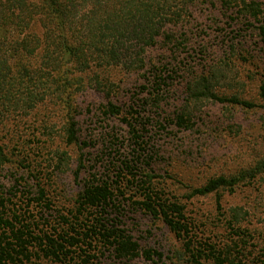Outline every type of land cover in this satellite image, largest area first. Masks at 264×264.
Wrapping results in <instances>:
<instances>
[{"label":"trees","instance_id":"16d2710c","mask_svg":"<svg viewBox=\"0 0 264 264\" xmlns=\"http://www.w3.org/2000/svg\"><path fill=\"white\" fill-rule=\"evenodd\" d=\"M204 1L0 0V127L22 120L40 107H61L68 114L63 137L67 145L76 144L80 128L75 97L92 88L108 100L103 115L120 118L127 128L124 139L113 129L110 145L90 167L81 154L73 170L69 153L55 150L51 173L46 175L33 174L35 161L21 158L17 144L13 153L8 143L0 141V264H94L96 254L105 251L119 262L140 256L162 258L157 250L142 248L127 229L124 220L130 210H141L162 221L183 240L185 252L195 264L203 258L213 264L241 262L231 252L238 248V239L244 242L247 236L245 223L251 211L243 206L230 209L227 226L237 236L233 249L198 241L194 236L198 227L187 216L186 205L181 198L169 196L164 184L157 181L153 164L158 152L152 145L156 132L155 127H147L169 93L180 88H185L186 97L170 119L179 130L193 129L196 113L212 102L247 109L258 106L240 94H218L217 87L227 78L224 61L201 74L180 65L169 68L152 63L149 67V51L163 38L168 43L177 41L169 31L190 18L193 7ZM219 3L261 22L258 29L264 37L263 1ZM116 69L126 73L145 70L142 99H130L126 109L110 99L118 86L109 72ZM179 77L184 87L176 80ZM259 90L264 98V79ZM143 109H149L152 119L150 115L145 119L140 112ZM156 124L165 128L162 122ZM94 142L89 136L81 142V149ZM13 166L17 171L11 170ZM21 170L30 171L31 178L20 175ZM68 171L76 181L82 180L83 186L73 207L63 213L54 209L46 181L55 173ZM81 172H87L84 179ZM254 183H260L264 192V159L235 175L216 176L190 187L185 197L214 195L221 211L223 191L233 194ZM21 199L24 205L17 203ZM252 264H264V253Z\"/></svg>","mask_w":264,"mask_h":264},{"label":"rangeland","instance_id":"374dc122","mask_svg":"<svg viewBox=\"0 0 264 264\" xmlns=\"http://www.w3.org/2000/svg\"><path fill=\"white\" fill-rule=\"evenodd\" d=\"M235 11L223 8L219 0L196 4L191 10V17L169 31L177 41L168 43L163 38L149 51L152 59L149 67L152 63L169 68L180 65L201 74L224 61L222 66L228 64L227 78L223 85L217 87L218 94H240L242 98L255 102L257 108L212 102L196 113L193 129L179 130L170 124V119L186 97L185 88H180L169 93L170 97L155 116L148 113L149 109L140 112L145 119H148L147 115L151 116L150 119L154 117V123L150 121L151 125L147 127H155L156 132L152 145L158 152L153 164L157 181L164 184L169 196L181 198L186 205L187 216L198 227L194 232L198 241L233 249V239L237 236L227 226L230 209L243 206L251 211L245 223L247 236L244 242L238 239L239 246L231 253L232 257L241 260H235L236 264H252L254 258H260L264 253V192L260 183L251 187L241 186L233 194L223 191L221 211L217 210L214 195L190 200L185 197L190 187L201 186L216 176L235 175L264 159V98L259 90L264 79V37L260 36L258 29L261 22L242 17ZM109 73L118 86L110 97L114 103L126 109L130 99H142L140 86L145 83V70L126 73L116 69ZM176 80L182 82L180 77ZM75 102L80 142L67 145L63 137L67 110L51 105L40 107L28 117L0 127V141L8 143L9 151L13 153L17 144L16 151L20 152L21 158L28 156L34 160L36 168L33 174L36 175L51 173L49 165L57 149L69 153L73 170L78 167L81 154L85 155V163L90 167L110 145L114 130L122 135L120 139H124L127 128L120 118L103 115L102 108L108 100L102 93L87 88L76 95ZM95 113L97 115L93 116ZM157 121L162 122L165 128L156 124ZM89 136H93L95 142L91 147L81 149V142ZM24 165L27 162L24 161ZM11 170L17 171L15 166ZM30 173L28 170L20 171V175L24 174L28 179L31 178ZM80 175L84 179L87 172ZM46 182L54 209L63 213L73 207L83 186L82 180L74 179L72 171L55 173ZM17 203L24 205L22 199ZM124 221L142 248L157 250L162 253V258L140 256L132 261L119 262L112 253L105 251L104 254H96L98 259L94 264H195L185 252L183 240L162 221L141 210H130ZM43 264L55 263L45 261ZM199 264L213 263L203 258Z\"/></svg>","mask_w":264,"mask_h":264}]
</instances>
